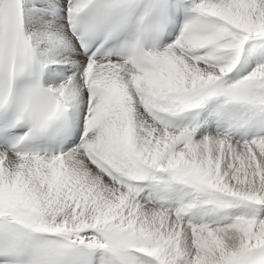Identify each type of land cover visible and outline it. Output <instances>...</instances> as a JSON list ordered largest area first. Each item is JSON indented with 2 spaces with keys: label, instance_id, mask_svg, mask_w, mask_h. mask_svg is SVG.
Masks as SVG:
<instances>
[{
  "label": "snow or ice",
  "instance_id": "obj_1",
  "mask_svg": "<svg viewBox=\"0 0 264 264\" xmlns=\"http://www.w3.org/2000/svg\"><path fill=\"white\" fill-rule=\"evenodd\" d=\"M0 264H264V0H0Z\"/></svg>",
  "mask_w": 264,
  "mask_h": 264
}]
</instances>
